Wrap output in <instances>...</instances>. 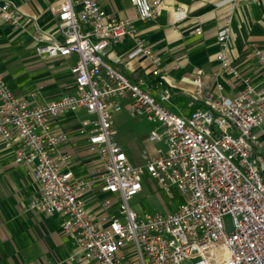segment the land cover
Masks as SVG:
<instances>
[{"label": "built area", "instance_id": "built-area-1", "mask_svg": "<svg viewBox=\"0 0 264 264\" xmlns=\"http://www.w3.org/2000/svg\"><path fill=\"white\" fill-rule=\"evenodd\" d=\"M251 1L230 0L231 6ZM129 2L140 22L157 11L158 0ZM52 11L62 41L36 51L50 58L75 57L70 67L75 92L30 107L0 75V142L4 148L21 143L14 161L26 167L39 191L28 208L57 215L61 231L75 243L63 261L46 264H264V164L254 132L264 120V95L231 65L226 52L231 16L216 32L222 50L215 59L219 71L239 79L241 88L234 96L223 94L216 75L215 94L203 87V71L197 70L193 83L205 108L183 116L166 108L170 88L157 70L152 82L129 79L105 60L112 43L135 37L131 19L114 18L94 0H60ZM0 19L17 27L16 5L0 1ZM134 51L153 57L138 38ZM122 111L158 124L147 141L162 147L144 150L143 164L133 165L114 140L113 115ZM77 112L85 115L77 133L99 163L101 191L118 197L115 213L90 215L84 201L90 182L63 168L67 157L59 147L69 138L52 122ZM143 174L166 195L175 187L185 205L166 214L133 211L128 202L141 191ZM111 205L108 199L102 202L104 210Z\"/></svg>", "mask_w": 264, "mask_h": 264}, {"label": "crops", "instance_id": "crops-1", "mask_svg": "<svg viewBox=\"0 0 264 264\" xmlns=\"http://www.w3.org/2000/svg\"><path fill=\"white\" fill-rule=\"evenodd\" d=\"M0 1L14 3L19 12L17 27L0 19V75L15 97L30 107H38L73 94L70 67L75 57L50 58L36 51L40 46L62 41L52 11L60 0ZM94 1L116 19H131L136 30L134 38L112 43L105 60L129 79L144 77L152 82L157 70L170 88L165 102L169 111L187 116L197 108H205L193 83L200 69L203 87L215 94L216 75L223 85V94L234 96L241 88L239 79L219 71L215 59L222 50L216 32L228 15L231 24L226 52L231 65L264 95V0L239 2L236 6H231L230 0H158L156 13L144 22L137 19L129 0ZM196 29L200 34H196ZM135 38L151 50L152 58L134 51ZM256 52H260L262 62ZM84 116L83 112L70 113L52 122L53 129L65 132L69 138L59 147L67 157L63 168L90 182L84 195L90 215L115 213L118 197L101 191L96 171L99 163L77 133ZM254 132L261 144L256 154L264 164V120ZM20 147L19 141L10 148H4L0 142V264L61 262L75 250L74 240L61 231L57 215H44L28 208L31 201L39 198V191L26 167L14 161L15 150ZM105 199L112 202L107 210L102 207ZM72 264L92 263L77 260Z\"/></svg>", "mask_w": 264, "mask_h": 264}, {"label": "rangeland", "instance_id": "rangeland-1", "mask_svg": "<svg viewBox=\"0 0 264 264\" xmlns=\"http://www.w3.org/2000/svg\"><path fill=\"white\" fill-rule=\"evenodd\" d=\"M157 125L143 118L130 117L124 111L113 115L114 140L122 146L133 165L143 164L141 154L144 150L162 147L161 144H150L147 141L149 131ZM141 186V191L128 202L130 208L138 214L172 213L186 203L184 194L175 187H171L170 193L166 195L147 174L142 175ZM225 222L229 227L228 217Z\"/></svg>", "mask_w": 264, "mask_h": 264}]
</instances>
